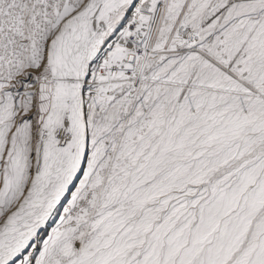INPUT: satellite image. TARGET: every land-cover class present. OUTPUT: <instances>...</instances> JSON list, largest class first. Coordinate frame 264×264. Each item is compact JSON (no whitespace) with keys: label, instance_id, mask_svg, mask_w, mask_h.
I'll return each instance as SVG.
<instances>
[{"label":"snow or ice","instance_id":"1","mask_svg":"<svg viewBox=\"0 0 264 264\" xmlns=\"http://www.w3.org/2000/svg\"><path fill=\"white\" fill-rule=\"evenodd\" d=\"M0 264H264V0H0Z\"/></svg>","mask_w":264,"mask_h":264}]
</instances>
